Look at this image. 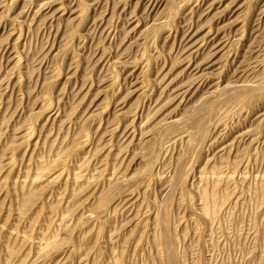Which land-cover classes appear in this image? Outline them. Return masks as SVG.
I'll return each instance as SVG.
<instances>
[{
  "label": "rangeland",
  "instance_id": "rangeland-1",
  "mask_svg": "<svg viewBox=\"0 0 264 264\" xmlns=\"http://www.w3.org/2000/svg\"><path fill=\"white\" fill-rule=\"evenodd\" d=\"M0 264H264V0H0Z\"/></svg>",
  "mask_w": 264,
  "mask_h": 264
}]
</instances>
